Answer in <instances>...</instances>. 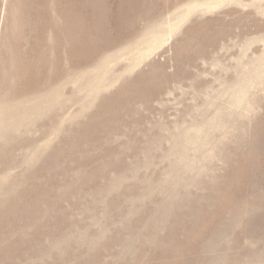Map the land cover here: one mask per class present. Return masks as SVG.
<instances>
[{"label": "rangeland", "instance_id": "obj_1", "mask_svg": "<svg viewBox=\"0 0 264 264\" xmlns=\"http://www.w3.org/2000/svg\"><path fill=\"white\" fill-rule=\"evenodd\" d=\"M0 264H264V0H0Z\"/></svg>", "mask_w": 264, "mask_h": 264}]
</instances>
